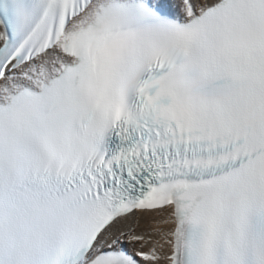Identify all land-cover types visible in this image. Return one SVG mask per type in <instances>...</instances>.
<instances>
[{"label":"snow or ice","instance_id":"obj_1","mask_svg":"<svg viewBox=\"0 0 264 264\" xmlns=\"http://www.w3.org/2000/svg\"><path fill=\"white\" fill-rule=\"evenodd\" d=\"M0 264H264V0H0Z\"/></svg>","mask_w":264,"mask_h":264}]
</instances>
